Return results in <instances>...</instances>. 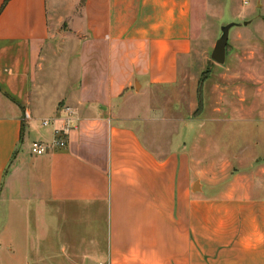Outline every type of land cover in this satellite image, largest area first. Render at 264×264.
I'll return each mask as SVG.
<instances>
[{"label":"crops","instance_id":"1","mask_svg":"<svg viewBox=\"0 0 264 264\" xmlns=\"http://www.w3.org/2000/svg\"><path fill=\"white\" fill-rule=\"evenodd\" d=\"M193 4L0 0V264H264V165L185 102Z\"/></svg>","mask_w":264,"mask_h":264},{"label":"rangeland","instance_id":"2","mask_svg":"<svg viewBox=\"0 0 264 264\" xmlns=\"http://www.w3.org/2000/svg\"><path fill=\"white\" fill-rule=\"evenodd\" d=\"M193 2L192 49L184 71L186 105L194 94L198 110L202 101L205 106L204 130L226 131L218 139L231 136L232 154L243 149L251 166L264 165V0ZM226 25L225 59L217 63L211 53ZM184 63L181 58V72ZM217 108L222 111L211 113Z\"/></svg>","mask_w":264,"mask_h":264},{"label":"built area","instance_id":"3","mask_svg":"<svg viewBox=\"0 0 264 264\" xmlns=\"http://www.w3.org/2000/svg\"><path fill=\"white\" fill-rule=\"evenodd\" d=\"M67 116H66V127L55 131V139L53 142L52 147H63L65 145V138L67 136V131L73 127V120L71 113L66 110ZM49 122L43 121L42 125H47ZM51 148L49 146H45L43 143L38 141H33L30 145V154L33 156H40L45 153V151Z\"/></svg>","mask_w":264,"mask_h":264},{"label":"water","instance_id":"4","mask_svg":"<svg viewBox=\"0 0 264 264\" xmlns=\"http://www.w3.org/2000/svg\"><path fill=\"white\" fill-rule=\"evenodd\" d=\"M229 27L230 25L221 27L220 38L216 42L213 48V51L211 53V58L217 63H222L225 59V44H226V38H227V29Z\"/></svg>","mask_w":264,"mask_h":264},{"label":"trees","instance_id":"5","mask_svg":"<svg viewBox=\"0 0 264 264\" xmlns=\"http://www.w3.org/2000/svg\"><path fill=\"white\" fill-rule=\"evenodd\" d=\"M7 1V0H6ZM200 104H201V99H200Z\"/></svg>","mask_w":264,"mask_h":264}]
</instances>
